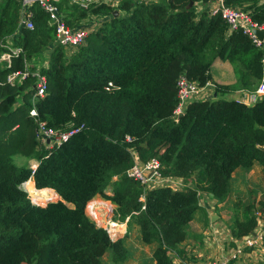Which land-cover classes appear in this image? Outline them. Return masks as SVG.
I'll return each instance as SVG.
<instances>
[{"label":"trees","instance_id":"16d2710c","mask_svg":"<svg viewBox=\"0 0 264 264\" xmlns=\"http://www.w3.org/2000/svg\"><path fill=\"white\" fill-rule=\"evenodd\" d=\"M212 1L121 0L85 9L59 0L70 26L103 16L69 56L54 43V29L38 2L30 7L34 28L27 29L17 25L19 0H0V52L11 37V45L25 54V60L12 58L10 67L0 64V264H103L107 254L113 264L123 263L124 238L112 240L86 214L95 197L109 200L119 220L129 217L138 227L141 242L153 245L155 264H173L169 253L177 251L201 209L199 192L225 201L238 168L258 165L264 178V96L250 104L217 96L252 91L264 81L262 52L240 29L230 31L219 13H210ZM223 2L264 22V0ZM114 10L122 14L114 16ZM44 51L49 55L40 68L47 80L43 97L33 98V76L6 82L7 74L24 70L26 63L35 66ZM215 60L233 66V84L212 80ZM180 75L213 83L216 95L194 99L174 114ZM108 82L114 87L107 88ZM32 107L51 129H82L47 150L36 137ZM16 155L35 159L36 168L17 166ZM135 157L157 158L162 176L180 177L186 185L144 190L126 174ZM30 178L35 188L50 189L60 199L33 204L21 186ZM229 210L231 235L252 233L264 217V189L248 203L238 198Z\"/></svg>","mask_w":264,"mask_h":264},{"label":"built area","instance_id":"2783aa9c","mask_svg":"<svg viewBox=\"0 0 264 264\" xmlns=\"http://www.w3.org/2000/svg\"><path fill=\"white\" fill-rule=\"evenodd\" d=\"M59 0H19L20 10L18 15L17 25L18 27H23L27 29H33L34 23L32 20V11L30 9L34 2H38L41 8L47 14V24L54 29L55 40L54 43L61 46L65 53L68 54L76 50L79 46L83 45L85 38L88 33L95 30L100 26L103 16L87 17L80 20L77 26H70L64 20V15L59 11L57 2ZM82 8L87 9L91 4L108 3L106 0H73ZM143 1L147 0H135ZM115 5V3H111ZM219 13L224 21L228 25L230 31L240 29L245 35H247L252 44L261 50L262 52V66L264 69V22L258 23L254 21L249 12L240 8L230 7L225 5L223 0H216V4L210 8V13ZM93 18V20H91ZM95 19V20H94ZM254 29L261 30L263 32V37L258 38ZM6 48L5 51L0 52V64L5 67H10L12 58L19 57L23 55L25 60V54L21 47L11 45V37L6 39L3 44ZM32 68V70L29 69ZM42 67H45L43 65ZM27 76H33L35 78V83L33 85V98L43 97L47 89V80L43 73L40 72V68L35 64L26 63L24 70L12 71L6 76V82L15 84L16 82H21ZM1 83V81H0ZM213 85L211 82H206L200 85L197 81H191L184 75H180L176 80L177 94H178V105L175 109L174 114L182 113L183 108L186 103L198 99L191 98V96H196L202 91L206 90L209 86ZM107 88L114 87L112 82H108ZM243 94V98L241 95ZM238 100L243 101L246 104L255 102L258 98L264 96V81L263 79L257 85V87L250 93L241 91ZM29 114L35 119L37 123L36 137L40 145H43L47 150L54 147L60 146L63 142L67 141L70 136L82 129V126L72 127L66 131L54 130L46 126V123L37 117V112L34 107L29 110ZM36 165L31 167L32 170L36 168ZM160 163L157 158H150L144 162H139L135 160L134 164L126 171L128 177L137 180L143 186L144 190L149 189L153 185L167 186L168 182H174V178L164 177L160 174ZM179 185V183H173ZM186 185V183H185ZM184 183L182 186H185ZM26 182L22 183V188L25 189ZM31 200V198H30ZM33 203V200H31ZM34 204V203H33ZM88 206V204H87ZM260 220V219H259ZM106 228V227H105ZM104 228V229H105ZM111 229L110 227H108ZM107 231V228L105 229ZM110 231H114L111 229ZM109 231H107L108 233ZM109 234V233H108ZM110 236V235H109ZM111 238V237H110ZM112 239V238H111ZM113 240V239H112ZM249 248L251 250H257L264 258V222L258 224L252 233L242 236L240 242L236 244L234 250L230 253V257L227 259H220L212 262L211 264H228L230 259H238L241 254H243L244 249ZM194 264V263H190Z\"/></svg>","mask_w":264,"mask_h":264},{"label":"crops","instance_id":"0c3cea01","mask_svg":"<svg viewBox=\"0 0 264 264\" xmlns=\"http://www.w3.org/2000/svg\"><path fill=\"white\" fill-rule=\"evenodd\" d=\"M215 4H216V0L208 3L207 7L211 8ZM223 63H225L226 65L229 64L228 62L225 61L215 60L212 63L211 68L213 67V69L216 72H218L219 69L224 70L222 65ZM211 68H210V73H211ZM212 80L215 81V83L216 82L218 83L219 81V84L222 83L224 85H230L236 81L233 77V79L230 82L226 83L220 81L219 77H213V76H212ZM232 93L234 95L232 96V99L238 100L240 90L234 91ZM135 160L138 161V163L141 162L140 160L137 159V157H135ZM36 164L37 161L35 159H28L27 161V165L30 168ZM254 167H258L261 173V168L258 165H254L253 168ZM244 171H249V170H244L240 168L236 169L232 175L231 181L234 179V176L236 174L240 175L244 173ZM170 178H174V182L179 183V185H175L173 184L174 182L171 181L167 183V186H169L174 190L181 189L183 187L182 186L183 183L185 185V181L180 177H170ZM28 180L31 181L34 186L33 179L30 178ZM159 186L161 185L152 184L151 188L159 187ZM198 194H199L198 204L201 209L196 213L195 218L189 222L186 228V238L178 244L177 251H172L169 253L173 264H190V263L211 264L212 262L220 259H227L230 257L229 255L234 250L236 244L240 242V238L233 237L227 225L220 220V214L218 213L219 212L218 210H220V207L223 205L224 201L218 202L216 198H214L213 196H211L206 192L201 191ZM95 201L106 203L109 200L106 201L105 199L104 200L95 199ZM263 222H264V217L260 218L259 224H262ZM122 227H124V224ZM115 229L116 227L114 228V230ZM136 230L140 238V232L138 227L136 228ZM121 236L118 237L124 238V235L122 237ZM125 246H127L126 242H125ZM228 264H264V258L257 250H251L249 248H245L243 254H241L238 259H230Z\"/></svg>","mask_w":264,"mask_h":264},{"label":"rangeland","instance_id":"374dc122","mask_svg":"<svg viewBox=\"0 0 264 264\" xmlns=\"http://www.w3.org/2000/svg\"><path fill=\"white\" fill-rule=\"evenodd\" d=\"M106 1L108 3H115L114 6H117L121 0H106ZM148 1L149 0H147L146 2ZM70 2H75V1L70 0ZM236 8L242 9L241 7H236ZM117 11H118V14L119 13L122 14V11H119V10ZM74 52L75 51H72L68 53L67 55L70 56ZM48 53L44 51L41 54V57H39L41 61L40 60L36 61V65L38 66V68H41L43 65H45V67L47 66V57L49 55ZM222 65H223L224 70L219 69L218 72H216L213 69V67L211 68L212 76L219 77L220 81H223L226 83L230 82L233 79V77L236 80V75H235L233 66L230 63L228 64L229 66L226 65L225 63H223ZM218 84H219V81H218ZM213 85L209 86L206 90L202 91L200 94L194 97L191 96V98H198L200 100L211 98L215 94V92H213L214 91ZM241 91L242 90H240V95H241ZM243 92H246L248 94L251 91L246 90ZM217 96H221L223 98H232V96L234 95L231 92V93H224V94L219 93ZM243 97L244 96L242 94L241 98ZM27 161L28 159L24 156L16 155L13 157V162L17 166L27 165ZM25 189L27 190L26 187ZM149 189H151V186ZM263 189H264V178L262 176V173H260V169L258 167H254L253 169L249 171H244V173L240 175L236 174L234 176V179L231 181V191L228 197L225 199L223 205L220 207V210H218L219 211L218 213L220 214V220L224 222V224H227L228 222H230L232 212L229 210V207H231L232 203L238 198L242 200L243 203H248L251 198L258 199ZM38 191H39L40 196H43L42 198L52 196V193L51 194L47 192L40 193V190ZM29 193L28 195L31 198V200H33V203L39 204L40 202H38V200L32 198L34 197L33 194L32 193L29 194ZM95 199L104 200L100 197H95ZM41 202H42L41 205L45 204L44 201H41ZM106 203H108V206H105L103 204L97 205L96 212L98 215V219L93 218L91 214L92 212L90 211V208L88 206H86L85 211H86V214L95 222L97 226L107 228V231H109L108 233L113 240L120 238L118 236L124 235V239L127 244L126 247L128 249V256L126 260L121 264H154V261L152 260V256H151L153 245L143 244L138 236V233L136 230L137 226L132 221H130L129 217H127L125 220H122V221L119 220L113 211L115 206L109 201ZM107 220L110 223L116 224L115 226L116 229L114 231H110L111 229H109L108 226H104L106 225ZM123 224H124V227H122ZM108 225L110 224L108 223ZM103 264H113L108 254L104 256Z\"/></svg>","mask_w":264,"mask_h":264},{"label":"bare ground","instance_id":"6f19581e","mask_svg":"<svg viewBox=\"0 0 264 264\" xmlns=\"http://www.w3.org/2000/svg\"><path fill=\"white\" fill-rule=\"evenodd\" d=\"M25 182H26V188H27V190H28L30 193H32L33 196H34V197H32V198H34V199H36V200H38V201H44V203H45V201H46L47 199H49V198H55V197L58 196V194H56V192H53V191L50 190V189H44V190H43V189H37V188H35V187L33 186L32 182L29 181V180H27V181H25ZM38 190H40V193H41V192H42V193L47 192V193H49V194L52 193V196H49V197H46V198H42L43 196H40ZM30 193H29V194H30ZM53 194H54V195H53ZM55 194H56V195H55ZM36 202H37V201H36ZM99 204H103V205H105V206H108V203L100 202V201H95V199H94V200H91V201L88 203V207L90 208V211L92 212L91 214H92L93 218H96V219H98V215H97V212H96V208H97V205H99ZM108 223H109L111 226L108 225ZM104 226H108V227H110L111 229L114 230L116 224H114V223H110V222L107 220L106 225H104Z\"/></svg>","mask_w":264,"mask_h":264},{"label":"water","instance_id":"95a60500","mask_svg":"<svg viewBox=\"0 0 264 264\" xmlns=\"http://www.w3.org/2000/svg\"><path fill=\"white\" fill-rule=\"evenodd\" d=\"M192 4V2H190V5ZM113 15L114 16H117L118 15V11L117 10H114L113 11ZM254 33H255V35L258 37V38H262L263 37V32L261 31V30H258V29H254ZM214 95H216V93L214 94ZM182 113H179L178 115H181ZM60 199V196L58 195L57 197H55V198H49V199H47L46 201H45V204L47 203V202H52V201H57V200H59Z\"/></svg>","mask_w":264,"mask_h":264}]
</instances>
